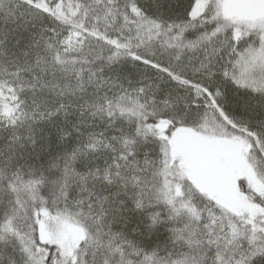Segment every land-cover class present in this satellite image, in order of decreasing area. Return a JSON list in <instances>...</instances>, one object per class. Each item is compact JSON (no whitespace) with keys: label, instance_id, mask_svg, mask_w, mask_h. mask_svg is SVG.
Here are the masks:
<instances>
[{"label":"snow or ice","instance_id":"6c2138e0","mask_svg":"<svg viewBox=\"0 0 264 264\" xmlns=\"http://www.w3.org/2000/svg\"><path fill=\"white\" fill-rule=\"evenodd\" d=\"M0 264H264V0H0Z\"/></svg>","mask_w":264,"mask_h":264}]
</instances>
